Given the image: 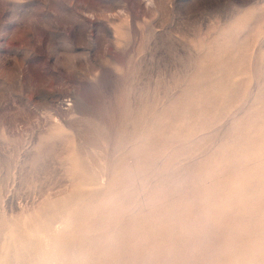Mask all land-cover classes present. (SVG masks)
<instances>
[{"label": "rangeland", "instance_id": "rangeland-1", "mask_svg": "<svg viewBox=\"0 0 264 264\" xmlns=\"http://www.w3.org/2000/svg\"><path fill=\"white\" fill-rule=\"evenodd\" d=\"M0 264H264V0H0Z\"/></svg>", "mask_w": 264, "mask_h": 264}]
</instances>
